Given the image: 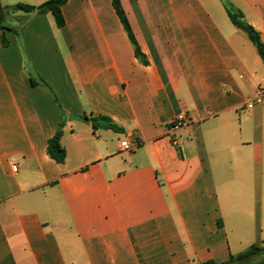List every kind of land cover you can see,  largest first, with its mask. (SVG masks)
I'll return each instance as SVG.
<instances>
[{"label": "crops", "instance_id": "1", "mask_svg": "<svg viewBox=\"0 0 264 264\" xmlns=\"http://www.w3.org/2000/svg\"><path fill=\"white\" fill-rule=\"evenodd\" d=\"M228 1L264 44V0ZM121 4L148 64L112 0H68L61 28L51 13L7 15L0 264L225 263L264 247V102L247 107L264 62L234 45L225 0ZM60 124L63 164L47 153Z\"/></svg>", "mask_w": 264, "mask_h": 264}, {"label": "trees", "instance_id": "2", "mask_svg": "<svg viewBox=\"0 0 264 264\" xmlns=\"http://www.w3.org/2000/svg\"><path fill=\"white\" fill-rule=\"evenodd\" d=\"M68 0H48L39 6H31L23 3H18L14 6L5 7L2 5L0 0V40L4 47H7L9 42L4 35L6 31H15L13 28H10L6 25V18L10 12H23V13H39L46 14L51 13L55 19L56 25L61 28L65 25V19L62 13V7L66 4ZM113 7L118 15L121 23L123 24L128 37L134 46L135 56L140 59L144 64H148L144 53L142 52L130 25V22L126 16V13L122 7L121 0H112ZM226 11L230 18L232 24L243 30L249 37V40L255 46L260 58L264 62V44L261 40L260 34L247 22L243 20V15L240 11H237L233 7L226 6ZM33 83H36L35 80H32ZM84 121L90 122L94 130H98L99 128L112 129L116 132H121L123 129L114 124L107 117H82ZM62 124H60L56 134L49 139L47 145V153L51 159H53L58 164H63L66 160V150L61 143L62 138ZM264 252V247L251 246L244 252L238 255H232L228 262L225 263H216L214 261H208L204 264H264V258L254 263V258L260 253Z\"/></svg>", "mask_w": 264, "mask_h": 264}, {"label": "built area", "instance_id": "3", "mask_svg": "<svg viewBox=\"0 0 264 264\" xmlns=\"http://www.w3.org/2000/svg\"><path fill=\"white\" fill-rule=\"evenodd\" d=\"M264 102V91H259L257 95L247 104L248 108H252L253 105ZM180 120L174 121L171 125V131L174 132L180 127ZM174 145L178 146L180 142L177 139H174L173 141ZM138 146V142L136 138H133L132 140H124L121 142V149L125 152H132L135 150ZM12 169L14 171H17V166H12Z\"/></svg>", "mask_w": 264, "mask_h": 264}, {"label": "rangeland", "instance_id": "4", "mask_svg": "<svg viewBox=\"0 0 264 264\" xmlns=\"http://www.w3.org/2000/svg\"><path fill=\"white\" fill-rule=\"evenodd\" d=\"M225 3L228 7H232L228 0H225ZM235 37L233 38V43L240 52H257L253 43L249 40L248 35L240 29H235ZM264 258V252L257 255L253 262L257 263Z\"/></svg>", "mask_w": 264, "mask_h": 264}]
</instances>
